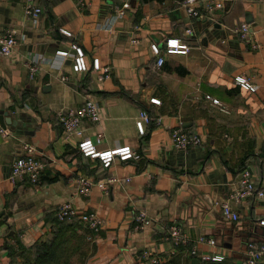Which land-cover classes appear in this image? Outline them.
Returning a JSON list of instances; mask_svg holds the SVG:
<instances>
[{"label": "crops", "instance_id": "1", "mask_svg": "<svg viewBox=\"0 0 264 264\" xmlns=\"http://www.w3.org/2000/svg\"><path fill=\"white\" fill-rule=\"evenodd\" d=\"M25 1L0 0V32L9 29L17 39L11 54L0 55V116L11 132L0 135V211L7 214V221L0 217V264L9 260L7 232L14 231L9 243L17 237L26 248L48 238L65 201L103 220L99 232L78 220L89 240L86 264H148L144 249L161 256L158 264H239L246 242L264 239V198L230 199L243 168L264 185V0H222L211 14L198 4L197 17L183 0H34L42 8L35 23ZM242 23L250 28L247 39L238 34ZM176 37L189 46L186 53L165 51V40ZM73 45L82 48L86 70H74ZM94 58L109 67L107 77L98 78ZM87 98L99 109V120L82 122L96 148L130 147L140 158L104 167L83 154L78 136L65 137L60 113ZM141 110L161 122L140 132ZM174 128L197 133L200 144L176 148ZM24 143L35 146L45 168L35 183L12 184L11 163ZM81 178L92 181L87 195ZM224 202L238 219L224 216ZM140 211L148 223L135 219ZM173 222L188 244L168 237ZM200 237H213L215 245ZM192 246L198 255L189 254ZM201 253L224 259L203 260Z\"/></svg>", "mask_w": 264, "mask_h": 264}, {"label": "built area", "instance_id": "2", "mask_svg": "<svg viewBox=\"0 0 264 264\" xmlns=\"http://www.w3.org/2000/svg\"><path fill=\"white\" fill-rule=\"evenodd\" d=\"M82 3V0H79ZM198 4H203L208 13H213L215 9L222 6V0H183L182 5L185 7L187 13L191 17H197L200 15ZM42 8L37 5L34 0L25 1V13L27 17L34 23L38 20ZM119 13H123V9L119 10ZM189 31V29L187 30ZM238 34L241 38L247 39L250 35V28L247 23H242L238 28ZM17 44V39L13 32L9 29L0 32V55H9L13 51ZM165 51L169 53H186L189 46L186 43L180 41L179 38H167L165 40ZM75 49L73 68L76 71L86 70L87 63L81 47L73 45ZM151 48L154 53L159 54L161 48L158 44H151ZM58 54L67 55V50H58ZM164 58L159 55L157 58V65L161 66ZM92 67L100 69L101 73L98 78L103 79L109 75V67L101 66L98 58H94ZM31 72L37 70L35 63L30 65ZM236 81L243 87L254 90V85L245 77L238 76ZM207 97H210L207 95ZM153 102L158 101L156 98H152ZM214 104H218L217 98L211 99ZM226 110L224 106L221 108ZM59 123L62 127L65 137L76 135L79 137L77 141L78 148L83 152L85 156L91 158H97L101 161L102 166H109L116 158L125 160L127 158H140V154L130 147H114L106 150H98L92 139L85 135L84 126L82 122L84 120L97 121L100 119L98 104L91 98H87L79 106L69 108L63 111L59 115ZM160 123L161 117L148 113L146 110L139 111V115L136 119V125L140 132L144 131V126L147 123ZM10 131L4 127L0 122V135L8 136ZM171 139L173 145L178 149H185L190 145L200 144L201 139L197 133H188L181 128H174L171 132ZM96 141H100V137L96 138ZM45 168V162L37 155L35 146L30 143H24L22 151L16 155L11 163V173L9 180L12 184L27 180L31 183H35L40 177ZM92 186V181L89 178H81L79 190L87 195L89 194ZM258 196L264 198V185H256L254 183L251 172L247 168H243L240 171L238 186L231 193L230 199L234 201H241L251 196ZM223 214L226 218L236 220L239 214L234 211L228 202L222 204ZM56 216L59 220L70 219L77 217L88 228L94 232H99L103 228V220L99 214L94 210L86 212H79L71 201L63 202L56 212ZM139 224L148 223L146 214L140 211L136 218ZM264 224V219L260 221ZM168 237L173 241L175 245L188 244V239L183 232L182 227L173 222L168 227ZM200 242H206L211 245H215V239L213 237H200ZM189 254L196 256L198 250L195 246L189 248ZM245 257L239 264H257L264 257V239L262 241H249L245 246ZM203 260L220 261L224 259V255L220 253H201L199 254ZM142 258L147 260L148 264H158L161 261V256L153 252L151 249H144L141 253Z\"/></svg>", "mask_w": 264, "mask_h": 264}, {"label": "trees", "instance_id": "3", "mask_svg": "<svg viewBox=\"0 0 264 264\" xmlns=\"http://www.w3.org/2000/svg\"><path fill=\"white\" fill-rule=\"evenodd\" d=\"M56 218L51 235L28 248L17 237L16 245L7 241L8 264H86L89 240L84 233L78 232L79 219L57 218L58 221Z\"/></svg>", "mask_w": 264, "mask_h": 264}, {"label": "water", "instance_id": "4", "mask_svg": "<svg viewBox=\"0 0 264 264\" xmlns=\"http://www.w3.org/2000/svg\"><path fill=\"white\" fill-rule=\"evenodd\" d=\"M0 121H2L1 124L4 126V122H5V121H4L3 116H2V117L0 116ZM0 217H1L4 221H7V214H5L3 210L0 211ZM234 224H238V223H233V224H231V226L234 227ZM250 229H252L253 231H257V227L254 226V225H253ZM13 234H14V231L11 230V231L7 232V233L4 235L5 244H6V242H7V237L10 236V235H13ZM246 243H247V242H246Z\"/></svg>", "mask_w": 264, "mask_h": 264}]
</instances>
